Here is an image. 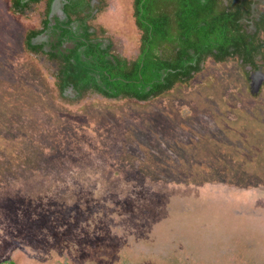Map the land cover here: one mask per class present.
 I'll use <instances>...</instances> for the list:
<instances>
[{"label":"rangeland","instance_id":"374dc122","mask_svg":"<svg viewBox=\"0 0 264 264\" xmlns=\"http://www.w3.org/2000/svg\"><path fill=\"white\" fill-rule=\"evenodd\" d=\"M8 1L0 264L44 254L67 264H264V90L252 94L239 61L209 59L188 85L149 103L62 98L53 66L23 47L32 20L18 21ZM117 2L106 28L115 51L133 58V7L120 16Z\"/></svg>","mask_w":264,"mask_h":264},{"label":"trees","instance_id":"16d2710c","mask_svg":"<svg viewBox=\"0 0 264 264\" xmlns=\"http://www.w3.org/2000/svg\"><path fill=\"white\" fill-rule=\"evenodd\" d=\"M224 1L133 0L136 23L143 33L141 53L135 60H122L110 46L105 48L90 26L76 31L66 28L64 35L73 38V47L53 46L44 53L29 38L24 49L38 62L46 57V62L53 63L51 75L62 98L81 101L94 95L108 101L149 103L179 84L188 85L209 57L223 60V54L246 41L237 21L249 9L248 2ZM12 3L13 11L20 9L21 0Z\"/></svg>","mask_w":264,"mask_h":264},{"label":"flooded vegetation","instance_id":"af4514ba","mask_svg":"<svg viewBox=\"0 0 264 264\" xmlns=\"http://www.w3.org/2000/svg\"><path fill=\"white\" fill-rule=\"evenodd\" d=\"M128 1L131 2L133 7V0H119V3L117 2L116 7L114 8L115 13H119L120 16H122L124 13L127 14V8L123 10V7L124 5L129 6ZM225 1L224 3L226 4ZM232 1L237 4L239 1L245 0ZM246 1L248 2L247 4H249V9H247V12H244L246 11V9L243 8L242 12H244V14L242 13L241 18L237 21L238 26H240L242 29V32L246 34V41H243V45L237 46V49H232V51L226 56L223 54V56L221 57L222 59L224 58L223 60L218 61L213 57H209V59H213V62L217 65L228 63L233 60H238L239 64L243 66L247 75V80L248 82H250V84L251 79L254 78L253 86L256 87L252 90V94H258L261 93L262 90H264V0ZM8 2L10 4V13L13 16L18 17V21L24 19L32 20L31 25H29L28 28H26L24 31V35L22 37L23 47L25 46V43H27V40L29 38L31 39L34 45L41 46L44 53H49V51L57 48L59 45H62L60 48L63 49L73 47V38L71 40L69 36L64 35L65 31L67 30L66 28L76 31L81 28V26H90V31H92L93 33H97V35H99V38L103 40V43L106 44L105 48L110 46L112 48V51L117 54V56L120 57L122 60L138 59L141 53L140 48L142 44L143 33L139 25H137L136 23V19L134 16V8H132V13L128 15H131L129 18L130 20L133 19L135 23L139 42L136 46V55L131 58V51H126V49L125 52L121 51L120 53L117 49L115 51L116 44L114 43L112 37V35L114 34H111V32L106 28V24L108 23V17H113V15L106 14L109 12V0H21L20 9L16 10V12L11 9V4L13 5L12 0H9ZM229 2L230 0H228V3ZM39 6H43L44 10H40L38 12L37 8ZM33 15L37 16L34 20L32 19ZM70 21L71 25L68 24V22L70 23ZM63 22H65V25H62V27L60 28L59 25ZM96 23L99 26L96 25ZM153 31L154 28L151 30V33H153ZM81 32H83V29H81ZM232 41L235 42V39L233 38ZM53 46H55V48H53ZM214 52L217 54L218 50H214ZM26 53L29 54L28 52ZM32 56L34 58V55ZM40 57H44V55L40 54ZM44 58L42 59V62L40 61V63L45 64L46 61ZM35 60H37L36 57ZM46 63L50 66H53V63H51L50 61H47ZM44 255L41 257L42 260H38V264H43V262L45 261H47L46 264H67L64 261H55L53 258L54 255ZM7 264L18 263L15 261H11Z\"/></svg>","mask_w":264,"mask_h":264}]
</instances>
